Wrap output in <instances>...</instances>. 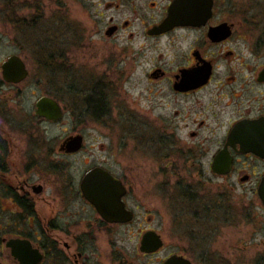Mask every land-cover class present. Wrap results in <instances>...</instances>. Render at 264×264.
<instances>
[{"label": "flooded vegetation", "instance_id": "1", "mask_svg": "<svg viewBox=\"0 0 264 264\" xmlns=\"http://www.w3.org/2000/svg\"><path fill=\"white\" fill-rule=\"evenodd\" d=\"M173 2L150 3L152 10H161V13L143 28L145 37L164 39L167 44H179L187 49L183 48L176 68L157 64L145 72L151 84L149 93H154L152 88L157 90L150 98L147 96L150 102L144 111L147 116L141 118L136 111H130L132 119H143L147 126L143 137L160 164L155 181L159 179L165 213H138V205L135 208L130 205L137 188L134 167L119 173L111 165H95L76 185L69 184V180L60 182L54 163L45 173L41 171L36 159L37 152L43 153L40 146H33L34 141L30 144L28 139L27 151L23 154L19 149L16 154L20 145L1 128L0 204L8 203L12 209L7 218L2 216L0 264H135V250L144 258L161 255L154 264H166L171 258H177L178 264H264V203L259 196L264 158L252 151L243 152L239 143L228 145L238 124L264 119V80H260L264 64L243 65L246 56L238 48L239 43L233 47L235 42H243L247 57L254 61L262 59L264 24L246 20L245 14L231 6V0H212V16L205 24L177 25L162 33H151L168 17ZM238 13L240 18L233 19ZM132 25L127 19L121 23L112 20L105 35L116 38ZM110 28L114 29L112 35L108 34ZM133 36L131 33L130 37ZM234 59L242 60L240 65L245 68L239 71L231 68ZM5 84L14 86L2 78L0 89ZM157 96L167 97L169 102L164 106L165 112L153 119L149 115L152 110L163 109L152 100ZM242 100L247 101L243 107ZM85 103L87 112L91 114L93 109L92 114H96L95 120H91L99 121L97 113L104 106L102 97L87 96ZM96 104L101 108H96ZM63 112L61 120L64 109ZM34 120L54 123L36 116L24 122L19 130L29 133L32 129L29 122ZM29 138L36 137L29 134ZM82 148L71 153L59 150V155L71 157ZM44 155L48 166L54 152L48 150ZM219 155L230 158L227 173L220 172L223 159L219 161L221 166H216ZM95 168H101L121 182L122 201L132 212L131 220L111 222L85 197L82 180ZM34 174L44 180L46 176L55 177L56 186L51 194L45 195L44 180L34 182ZM216 180L223 181L217 186ZM75 201L89 206L94 214L71 213V202ZM155 221L160 223L155 225ZM121 230L132 236L130 241L124 235L120 238ZM151 232L159 237L161 246L155 252H144L143 238ZM222 233L225 234L223 254L216 249ZM12 240L29 242V246H22L28 253L14 255L13 247L8 245ZM128 241L136 242L134 251L125 245ZM103 243L111 245L106 257Z\"/></svg>", "mask_w": 264, "mask_h": 264}, {"label": "rangeland", "instance_id": "2", "mask_svg": "<svg viewBox=\"0 0 264 264\" xmlns=\"http://www.w3.org/2000/svg\"><path fill=\"white\" fill-rule=\"evenodd\" d=\"M151 2L163 5L167 0H0V67L8 57L18 55L29 71L24 82L14 86L5 84L0 89V129L10 133L13 142L20 145L16 154H19V149L23 154L27 151L28 139L30 144L34 141L33 146H40L43 153L37 152L36 159L41 171L45 173L54 163L60 182L69 180V184L76 185L82 175L95 165H111L119 173L134 167L137 188L130 198V205L133 208L138 205V213L160 214L166 210L159 179L155 181L158 174L155 172L160 164L143 137L147 131L144 120L132 119L130 111H136L141 118L147 116L144 112L150 105L147 96L150 98L157 90L152 88L154 93H149L151 84L147 82L145 72L157 64L167 69L176 68L180 54L187 46L145 37L143 28L153 23L161 13V10L151 9ZM231 6L245 14L246 20L264 24V0H231ZM239 18V13L233 17L235 20ZM126 19L133 22L129 30L116 38L110 39L105 35L112 20L113 23H121ZM236 43L246 56L243 65L264 64V57L251 60L243 42L237 41L233 47ZM241 61L234 59L231 68L243 70L245 66L240 65ZM220 63L225 66L224 62ZM90 95H100L103 99V110L97 113L100 114L99 121H94L96 114L93 115V109V114L86 110L85 98ZM44 96L60 103L65 111L64 118L58 123L30 121L32 129L23 134L20 126L36 117L35 103ZM161 99L160 96L152 99L156 106L164 109L152 110L149 115L153 119L165 112L164 106L169 102L167 97ZM244 102L247 101H241L242 107ZM9 118L14 120L6 121ZM29 134L36 138L30 139ZM77 134L84 136L82 150L71 157L60 156L63 140ZM48 150L54 155L46 166L44 154ZM54 178L46 176L44 180L39 174H34V182L44 180L45 195L53 192L56 186ZM222 181L216 180L217 186ZM70 207L71 213L94 214L82 202H71ZM10 209V204H0V229L4 223L2 216L6 217ZM159 223L155 221L154 224ZM222 234L216 249L223 254L225 234ZM123 235L131 240L132 236L129 238L124 230L120 233L121 239ZM129 241L125 245L129 251H134L136 242ZM109 245L103 243L105 257L109 253ZM158 257L144 258L135 250L134 260L135 264H154Z\"/></svg>", "mask_w": 264, "mask_h": 264}, {"label": "water", "instance_id": "3", "mask_svg": "<svg viewBox=\"0 0 264 264\" xmlns=\"http://www.w3.org/2000/svg\"><path fill=\"white\" fill-rule=\"evenodd\" d=\"M212 6V0H174L169 9L168 17L151 33H162L177 25L201 26L211 18ZM113 32L114 29L110 28L108 34L112 35ZM1 75L5 82L18 85L27 79L29 71L20 56L12 55L2 63ZM260 80H264V69L260 75ZM34 113L36 116L54 123L61 120L64 114L60 103L49 96L40 97L36 101ZM239 136L242 138L235 139ZM236 143L241 145L243 152L252 151L264 158V119L238 124L230 136L228 145L235 146ZM82 146L83 136L76 135L66 138L60 145L59 150L66 151L67 153L77 152ZM221 159H223V170H220V172L227 173L231 166L230 158H222V155H219L216 162L217 167L221 166L219 163ZM82 190L85 197L105 219L111 222H126L131 220L132 212L126 209L122 201L124 188L121 182L113 178L108 172L101 168L89 171L82 180ZM259 196L264 203V178L259 188ZM155 235L151 232L144 236L141 247L142 251L155 252L160 248L161 241ZM8 245L13 247V253L16 256L28 253L26 249H22V246H29V242L27 241L12 240ZM25 263L29 262L25 261ZM185 263L189 264V262ZM166 264H178L177 258L169 259Z\"/></svg>", "mask_w": 264, "mask_h": 264}, {"label": "trees", "instance_id": "4", "mask_svg": "<svg viewBox=\"0 0 264 264\" xmlns=\"http://www.w3.org/2000/svg\"><path fill=\"white\" fill-rule=\"evenodd\" d=\"M96 106H97L96 108H99V109L101 108V107H100V104H96Z\"/></svg>", "mask_w": 264, "mask_h": 264}]
</instances>
